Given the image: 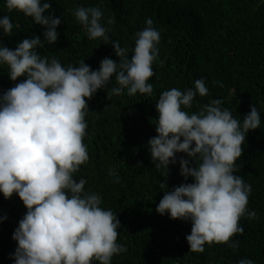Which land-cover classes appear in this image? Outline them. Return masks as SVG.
<instances>
[{"label":"clouds","instance_id":"obj_1","mask_svg":"<svg viewBox=\"0 0 264 264\" xmlns=\"http://www.w3.org/2000/svg\"><path fill=\"white\" fill-rule=\"evenodd\" d=\"M5 7L46 29L43 41L57 42L62 19L50 11L47 0H5ZM103 15L99 7L91 6L74 12L88 39L103 38L118 58V62L104 58L98 70L83 60L78 66L63 67L54 56H41L37 49L43 41L38 36L21 40L15 49L0 44V65L7 66L12 82L21 80L0 94V194L5 199L17 195L27 209L12 237L17 243L10 257L14 264H111L114 256L126 252L117 243L118 216L101 207L99 194L85 190V179H74L89 159L83 142L86 101L98 90L109 89L113 78L118 86L109 89L110 95L120 96L126 90L129 96H151L149 80L155 75L152 65L161 38L152 20H146L147 27L135 34L130 57L128 47L109 41ZM16 27L8 15L0 17L3 35L11 36ZM208 94L204 78L192 88L162 92L155 103L157 135L148 141L155 170L166 177L178 154L187 157L179 159L180 175L193 182L171 191L161 184L165 194L155 211L190 222L186 241L193 253H203L204 246L212 243L235 250L238 242H229L243 234L239 220L256 216L247 210L251 186L234 172L248 133L261 125L260 113L252 106L241 123L219 99L196 113L188 111L197 95ZM109 176L120 182L114 172ZM238 264L254 262L241 259Z\"/></svg>","mask_w":264,"mask_h":264},{"label":"trees","instance_id":"obj_2","mask_svg":"<svg viewBox=\"0 0 264 264\" xmlns=\"http://www.w3.org/2000/svg\"><path fill=\"white\" fill-rule=\"evenodd\" d=\"M55 16L62 19L57 28L58 40L52 45L44 40L46 30L21 13H9L0 0V17L8 15L18 27L11 36L0 33V44L15 49L25 39L38 36L41 56L55 57L63 67L78 66L80 61L98 70L104 58L118 62L111 44L103 38L88 39L74 12L79 7H99L104 15L102 26L111 42L121 47L135 46V34L147 27L160 33L159 56L153 62L155 75L151 96L110 95L116 87L113 78L109 89L98 90L86 101L89 113L84 144L89 159L74 175L87 181L86 191L99 194L101 207L118 216L117 243L126 252L112 258L111 264H238L250 259L264 264V0H47ZM110 20L111 23H106ZM204 78L208 96L195 98L188 111L196 113L212 100L222 101L233 117L243 121L256 107L261 116L259 129L248 133L242 155L236 161L234 175L251 186L247 210L255 218L241 217L236 234L228 244H206L203 253H193L186 241L190 222L172 220L155 209L165 194L161 184L171 191L187 181L180 175L179 159L170 165L167 177L155 170L148 141L157 135L155 103L162 92L194 87ZM8 77L6 65H0V94L20 83ZM220 85H223L222 87ZM139 165V166H138ZM114 172L120 182L109 176ZM19 197L5 199L0 194V264H14L10 257L17 248L12 239L19 221L26 214ZM7 217V219H3ZM93 264H99L93 261Z\"/></svg>","mask_w":264,"mask_h":264}]
</instances>
